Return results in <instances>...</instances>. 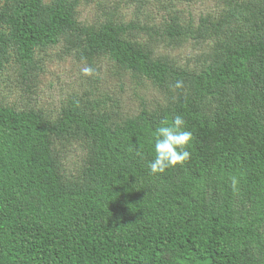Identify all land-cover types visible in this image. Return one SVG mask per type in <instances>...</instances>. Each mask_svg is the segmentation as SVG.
<instances>
[{
    "label": "trees",
    "instance_id": "16d2710c",
    "mask_svg": "<svg viewBox=\"0 0 264 264\" xmlns=\"http://www.w3.org/2000/svg\"><path fill=\"white\" fill-rule=\"evenodd\" d=\"M80 3L0 0V79L17 66L21 90H35L37 55L63 43L95 74L108 60L140 108L128 115L96 88L57 115L0 103V264H264V0L187 21L165 6L158 24L110 8L85 23ZM191 42L184 64L162 52ZM149 89L160 99L149 103ZM176 115L191 158L151 174V133ZM72 144L86 150L74 173L62 155Z\"/></svg>",
    "mask_w": 264,
    "mask_h": 264
},
{
    "label": "rangeland",
    "instance_id": "374dc122",
    "mask_svg": "<svg viewBox=\"0 0 264 264\" xmlns=\"http://www.w3.org/2000/svg\"><path fill=\"white\" fill-rule=\"evenodd\" d=\"M145 2L139 6L138 0H81L79 7V17L82 22L93 23L97 18H104L103 12L110 10L114 13V18L122 19L125 22H134L141 24H158L167 18L165 12L168 6H174L173 10L179 12L183 20H188L193 16L198 20L201 14L214 13L219 10L218 6L226 0H177L169 3V0H140ZM104 5L101 13L100 4ZM166 6V8H165ZM114 8V9H113ZM199 48H195V43H190L177 50H163L162 52L174 57L181 63L195 54ZM37 59L40 61L42 72L39 74L35 90H21L22 82L16 81L20 72L17 66L9 67L0 79V103H7L24 108L38 107L46 109L48 112L57 115L62 104L71 96L82 95L85 91L94 92L96 88V97L98 95L112 97L117 95L116 99L121 101L122 110L128 115H134L139 110L140 99L134 96L131 84L122 89L118 80L111 78L108 74L110 66L108 60L97 62L96 72L91 77L84 76L82 69L85 65L78 62L76 58L67 52L63 43L52 46L50 49L39 52ZM7 77L12 81H6ZM97 77L96 81L93 79ZM14 81V82H13ZM130 86V87H129ZM129 87V88H128ZM149 103L160 99L158 91L153 89L142 92ZM86 154L84 147L77 144L65 146L63 157L67 170L74 173L82 165Z\"/></svg>",
    "mask_w": 264,
    "mask_h": 264
},
{
    "label": "clouds",
    "instance_id": "9594fccd",
    "mask_svg": "<svg viewBox=\"0 0 264 264\" xmlns=\"http://www.w3.org/2000/svg\"><path fill=\"white\" fill-rule=\"evenodd\" d=\"M82 74L91 77L95 74L92 67H84ZM183 81L177 80L170 88L173 90L183 89ZM186 121L181 115H176L173 120H163L160 125L152 131V142L149 145L151 160L148 168L151 174H161L177 166L183 167L185 162L191 158L192 133L184 127ZM142 151V149H141ZM137 152V155L141 154ZM239 177L232 176L230 186L236 191L239 184Z\"/></svg>",
    "mask_w": 264,
    "mask_h": 264
}]
</instances>
